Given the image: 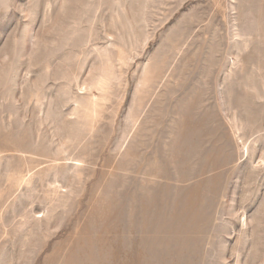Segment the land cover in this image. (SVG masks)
<instances>
[{"label": "rangeland", "instance_id": "1", "mask_svg": "<svg viewBox=\"0 0 264 264\" xmlns=\"http://www.w3.org/2000/svg\"><path fill=\"white\" fill-rule=\"evenodd\" d=\"M0 264H264V0H0Z\"/></svg>", "mask_w": 264, "mask_h": 264}]
</instances>
